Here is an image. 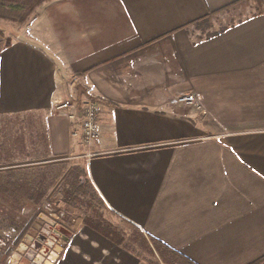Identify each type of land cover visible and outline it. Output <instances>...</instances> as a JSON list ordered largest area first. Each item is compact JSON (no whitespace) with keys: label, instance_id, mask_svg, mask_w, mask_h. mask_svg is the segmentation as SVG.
<instances>
[{"label":"crops","instance_id":"1","mask_svg":"<svg viewBox=\"0 0 264 264\" xmlns=\"http://www.w3.org/2000/svg\"><path fill=\"white\" fill-rule=\"evenodd\" d=\"M250 2L50 0L26 25L0 21V116H45L32 140L165 247L249 264L264 256V9ZM234 7L228 17L244 14L196 37L192 24ZM190 92L201 106L171 104ZM89 98L103 104L101 136L85 145L73 131ZM67 243L62 264H137L81 222Z\"/></svg>","mask_w":264,"mask_h":264},{"label":"rangeland","instance_id":"2","mask_svg":"<svg viewBox=\"0 0 264 264\" xmlns=\"http://www.w3.org/2000/svg\"><path fill=\"white\" fill-rule=\"evenodd\" d=\"M48 1L44 0L43 3ZM250 4H257L256 8L264 9V0H251ZM41 5L23 22L3 17H0V21L15 27L26 25ZM238 8L195 22L192 24L194 34L198 38L208 36L235 21L244 13L240 15L239 11L232 18L228 14L231 11L233 14ZM45 120V116L31 114L0 116V264H62L70 239L60 241L61 251L50 250L49 254L42 257H35L31 248L25 250L23 247L27 243V235L35 237L49 217L72 232L81 222L106 235L132 252L133 262L137 264H187L182 253L168 249L109 210L85 174L71 169L75 166L73 162L53 161L49 147L45 143H38L39 137L34 139L36 142L32 140L31 135L42 133L40 126H44ZM21 132L27 136L25 145H20L19 141L15 144L16 139L23 135ZM5 170L15 171L16 177L23 180L19 186L7 184L3 176ZM76 182L83 184L84 188L78 190ZM38 186L41 192L43 190V196L38 201H32L28 196Z\"/></svg>","mask_w":264,"mask_h":264},{"label":"built area","instance_id":"3","mask_svg":"<svg viewBox=\"0 0 264 264\" xmlns=\"http://www.w3.org/2000/svg\"><path fill=\"white\" fill-rule=\"evenodd\" d=\"M201 100L202 95L199 92H190L185 93L176 97L171 98L170 102L174 105H197L201 106ZM60 108L70 110L72 108V103L70 100L61 102ZM103 110V104L100 100L95 98H89L84 102L83 107V116L80 122V129L73 131V135L77 136L79 135L82 139V142L85 145H91L93 142L98 140L101 136V127L99 123V117ZM89 155H92L90 153ZM50 220H53L55 224H61L53 217H49ZM48 219H45V222L40 226L41 231L45 232V230L48 229L49 226ZM55 224L52 225L50 231L52 232L55 228ZM50 232V233H51ZM33 240V238H31ZM62 240L61 237H59L51 247V252L55 251H61L60 241ZM23 245H26L23 244Z\"/></svg>","mask_w":264,"mask_h":264},{"label":"trees","instance_id":"4","mask_svg":"<svg viewBox=\"0 0 264 264\" xmlns=\"http://www.w3.org/2000/svg\"><path fill=\"white\" fill-rule=\"evenodd\" d=\"M43 1L44 0H0V17L7 18L13 21L23 22L27 19L30 13L34 12L35 9L39 5H41V3H43ZM7 43H9V40L7 41ZM76 187L78 188V190H80L84 188V185H79V183L76 182ZM42 192L40 190V187L38 186V189L35 190V192L31 193L28 198L32 201H38L39 198L43 196ZM153 240L159 242V240L155 238H153ZM184 258L186 259L185 262L187 264H197L189 258ZM249 264H264V256L255 259Z\"/></svg>","mask_w":264,"mask_h":264},{"label":"water","instance_id":"5","mask_svg":"<svg viewBox=\"0 0 264 264\" xmlns=\"http://www.w3.org/2000/svg\"><path fill=\"white\" fill-rule=\"evenodd\" d=\"M46 219H48L50 223L48 229L45 230V232H40V234L34 239L31 247H28V249L31 248L33 252L39 251L41 254L38 253V257H42L41 255L45 256L49 254L51 247L59 237L68 241L73 235V232L64 225L55 224V222L53 220H50V218ZM53 224H55V228L51 232L50 229ZM23 247L27 248L26 245H23Z\"/></svg>","mask_w":264,"mask_h":264}]
</instances>
